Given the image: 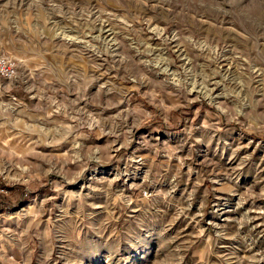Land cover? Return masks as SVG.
<instances>
[{
    "label": "rangeland",
    "instance_id": "1",
    "mask_svg": "<svg viewBox=\"0 0 264 264\" xmlns=\"http://www.w3.org/2000/svg\"><path fill=\"white\" fill-rule=\"evenodd\" d=\"M160 4L0 0V264H264V0Z\"/></svg>",
    "mask_w": 264,
    "mask_h": 264
},
{
    "label": "clouds",
    "instance_id": "2",
    "mask_svg": "<svg viewBox=\"0 0 264 264\" xmlns=\"http://www.w3.org/2000/svg\"><path fill=\"white\" fill-rule=\"evenodd\" d=\"M167 2V3H171L172 0H161V4L159 6H163V4ZM203 0H184V7L187 8L189 6H196L198 4H202ZM226 3L231 4V5H238L243 3V0H226ZM249 12L247 10H242L239 12V19L241 21L240 27L242 29H244L245 31H247L248 26H249ZM264 26V25H261ZM199 46V45H197ZM172 83L177 85V88H182L183 90L181 91V93L179 95H177L176 97V101L173 103L172 107L179 109L181 108L183 105L180 103V99L181 97H183V99L185 101H187V103H194V101L192 100H188V96L185 93H190L191 89L186 87V81H179V80H173ZM235 83H237L239 85V81H236ZM241 91L243 90L242 87L240 89ZM228 95L232 96L234 98V100L237 102L236 107L234 108H229L226 104H217L216 107H218V109L225 113L226 115L230 116L231 119H236V117L238 115H240V106H242L245 102V100L247 99V97H241L237 91L236 88H232L228 93ZM204 95L207 98L210 93L207 90H204ZM168 111H171V109H168L167 106H164ZM165 120H167V117H165ZM106 121L98 119L94 116H89V121L87 123H89L90 126H93L95 128L99 129V135L103 136V135H108V132H105L104 130V123ZM205 127H209V125L205 124ZM128 143L127 139L125 140V145ZM113 146L109 145L108 148L111 149ZM104 151L103 149L100 148H94L92 150H90V153L88 154L89 158H96L99 159V157H97L95 154L98 152ZM77 159H80V157H77ZM158 232L159 229L157 227H153L148 229L145 233H143L141 235V237L143 238V241H147L149 243V249H145L146 251H150V254L147 257V261L141 262V264H150L151 261H153L154 259V253L156 251L157 248V239L158 237ZM167 239V238H165ZM138 248L141 247V245L137 246ZM83 258V257H82ZM169 264H176V257L175 255H173L172 260L169 262Z\"/></svg>",
    "mask_w": 264,
    "mask_h": 264
},
{
    "label": "built area",
    "instance_id": "3",
    "mask_svg": "<svg viewBox=\"0 0 264 264\" xmlns=\"http://www.w3.org/2000/svg\"><path fill=\"white\" fill-rule=\"evenodd\" d=\"M4 70V73L8 74L10 73L12 70L10 69V67H6ZM144 194H147V191H144Z\"/></svg>",
    "mask_w": 264,
    "mask_h": 264
}]
</instances>
